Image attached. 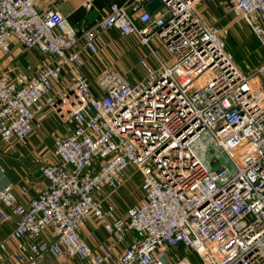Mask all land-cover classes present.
<instances>
[{
  "label": "built area",
  "instance_id": "2783aa9c",
  "mask_svg": "<svg viewBox=\"0 0 264 264\" xmlns=\"http://www.w3.org/2000/svg\"><path fill=\"white\" fill-rule=\"evenodd\" d=\"M149 1L111 3L73 27L52 0H0V55L17 44L48 58L0 71V141L17 154L46 108L65 128L36 197L19 204L11 184L0 189V222L14 219V247L6 253L0 241V264L64 255L84 264H264V60L243 73L224 48L226 31L197 13L204 0H160L153 12ZM227 1L264 52V0ZM111 30L156 58L139 60L136 83L112 67L94 80L83 73V54H96ZM204 132L230 167L214 152L205 164ZM135 175L142 200L121 214L110 197ZM87 224L106 240L84 237Z\"/></svg>",
  "mask_w": 264,
  "mask_h": 264
},
{
  "label": "crops",
  "instance_id": "0c3cea01",
  "mask_svg": "<svg viewBox=\"0 0 264 264\" xmlns=\"http://www.w3.org/2000/svg\"><path fill=\"white\" fill-rule=\"evenodd\" d=\"M121 1L122 0H52V4L73 27H78L82 20L91 23L96 17L106 11L109 4L119 3ZM211 1L214 3L215 0ZM225 1L229 5V2L227 0ZM204 3L205 1H202L197 6L196 11L199 15V12L204 9ZM87 4H89V8H86ZM116 34L117 33L114 30L103 33L99 38L98 52L94 55H89L87 53L83 54L84 65L82 69L84 75L88 79L94 80L98 72L105 68L104 66L106 65L107 60L99 55L101 43L103 41L102 38H104V41L109 39L108 41L113 43L111 38L116 36ZM15 46H17V44ZM35 52L36 53H34L30 59L31 66L37 67L48 60L46 56L40 54L37 50H35ZM132 77H134V80H131V82L137 81L135 80L137 76ZM40 118L42 123L41 129L30 135L25 144L17 147V154L10 153L7 147L0 141V189L7 184H11L19 204L25 205L29 200L36 197L46 186L47 181L42 176L41 168L46 163L56 161V158L53 155V140L55 137L65 135L63 124L51 109L46 108L40 115ZM58 121L61 123L62 129L55 128ZM23 186L27 188V193L25 194L21 192V187ZM110 200L117 209V201L121 200V197L119 195H114L110 197ZM134 205H137V203H133V205L130 206ZM119 213L123 214L122 212ZM13 229L14 219L0 222V241L7 240L8 244L6 253H10L14 247V242L8 240ZM89 232L94 234L95 240L93 242L91 241L93 244L106 240V235L101 228L94 227L92 224H87L82 231V235L87 238ZM43 259V263L47 262V264H84L67 255L62 256L59 259H53L49 256H46Z\"/></svg>",
  "mask_w": 264,
  "mask_h": 264
},
{
  "label": "rangeland",
  "instance_id": "374dc122",
  "mask_svg": "<svg viewBox=\"0 0 264 264\" xmlns=\"http://www.w3.org/2000/svg\"><path fill=\"white\" fill-rule=\"evenodd\" d=\"M204 1V9L199 12L201 19L208 26L219 27L226 31L223 36L224 48L243 73H250L264 60V52L259 48L257 39L245 23L237 20L231 12H228L229 5L225 0H215L214 3L211 0ZM102 39L99 55L107 60L106 65L103 66L105 68L112 67L122 72L129 81L134 80L132 76H137L135 78L137 81H132V83L138 82V80H141L139 78L145 75L143 69L139 66L140 59L144 58L149 64L156 65V58L153 54L146 46L139 44L135 39H122L117 34L111 38L113 43H110L109 39L107 41H104V38ZM154 50L161 59L168 58L162 47L154 46ZM34 53H36L34 49L27 50L14 46L10 53L0 55V71H19L27 64L31 65L30 59ZM55 128L62 129L59 121ZM201 142L202 148L199 153L204 156L205 164H208L212 157L211 153L214 152L218 158L217 164L224 163L230 167L227 157L219 149H214L209 132L202 133ZM139 186L140 177L135 175L113 193L112 196L119 195L121 197V200L117 201L118 212L123 213L127 206L133 205V203L138 204L142 200ZM43 260H39L38 263L47 264V262L43 263Z\"/></svg>",
  "mask_w": 264,
  "mask_h": 264
},
{
  "label": "water",
  "instance_id": "95a60500",
  "mask_svg": "<svg viewBox=\"0 0 264 264\" xmlns=\"http://www.w3.org/2000/svg\"><path fill=\"white\" fill-rule=\"evenodd\" d=\"M161 2L160 0H151L146 4V8L150 11L153 12L155 11L159 6Z\"/></svg>",
  "mask_w": 264,
  "mask_h": 264
}]
</instances>
